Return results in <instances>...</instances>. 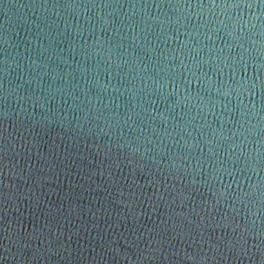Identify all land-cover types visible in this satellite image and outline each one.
I'll return each instance as SVG.
<instances>
[{
  "label": "water",
  "instance_id": "1",
  "mask_svg": "<svg viewBox=\"0 0 264 264\" xmlns=\"http://www.w3.org/2000/svg\"><path fill=\"white\" fill-rule=\"evenodd\" d=\"M264 208V0H84Z\"/></svg>",
  "mask_w": 264,
  "mask_h": 264
}]
</instances>
